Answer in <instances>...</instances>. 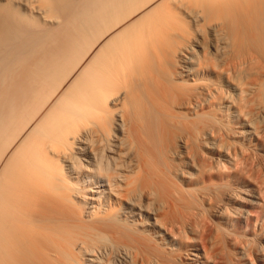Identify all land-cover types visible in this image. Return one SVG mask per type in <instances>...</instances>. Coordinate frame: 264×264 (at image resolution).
<instances>
[{"label":"bare ground","instance_id":"bare-ground-1","mask_svg":"<svg viewBox=\"0 0 264 264\" xmlns=\"http://www.w3.org/2000/svg\"><path fill=\"white\" fill-rule=\"evenodd\" d=\"M0 264H264V0H0Z\"/></svg>","mask_w":264,"mask_h":264}]
</instances>
